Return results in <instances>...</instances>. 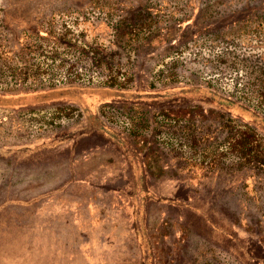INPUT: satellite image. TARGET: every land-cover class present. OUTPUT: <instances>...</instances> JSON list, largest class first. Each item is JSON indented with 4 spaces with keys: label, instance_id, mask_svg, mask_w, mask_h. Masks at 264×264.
Returning a JSON list of instances; mask_svg holds the SVG:
<instances>
[{
    "label": "rangeland",
    "instance_id": "374dc122",
    "mask_svg": "<svg viewBox=\"0 0 264 264\" xmlns=\"http://www.w3.org/2000/svg\"><path fill=\"white\" fill-rule=\"evenodd\" d=\"M0 94V264H264V0H0Z\"/></svg>",
    "mask_w": 264,
    "mask_h": 264
},
{
    "label": "trees",
    "instance_id": "16d2710c",
    "mask_svg": "<svg viewBox=\"0 0 264 264\" xmlns=\"http://www.w3.org/2000/svg\"><path fill=\"white\" fill-rule=\"evenodd\" d=\"M103 26H105V28L108 30V26L107 24H104ZM70 90H78V91H97L96 93H75L76 98H70L67 99L70 101V104H72L73 110L76 109H80V111L82 112V114L86 117V119L89 121L90 127H91V131H96L98 133H100L103 136H106L109 140V142H113L114 144H116L119 148H121L123 150H125V145L128 146V148L130 150H132L135 153H139V150H137V147L135 145H133L131 142H129L128 140L124 139L122 136H119L115 133L114 129L111 128L110 126H108L100 117V112L99 110L104 108V107H108L111 104L120 102V98L119 97H115V96H107L106 91L110 90L113 92H118L119 90L117 89H113L111 87V83L109 84L108 82L103 83L102 86H78V85H69L67 87H64ZM55 92L57 91L56 89L54 90H49V92ZM163 91H152L150 93H146L147 96H154L156 93H162ZM38 94H42V93H20V94H12L10 96H8L5 99H10L11 102H9V105L11 106L10 108L12 109H22V108H33L36 106H40L41 105V101H45L40 99L38 96ZM1 95V94H0ZM67 96H62L61 98H59V100L61 102H64L63 100H66ZM1 98H4L1 96ZM63 98V99H62ZM15 100V103H14ZM36 100V101H35ZM57 100V99H56ZM74 106H78V108L74 107ZM83 133H80L78 135H74V137L71 139L72 141V145L69 149V156L70 159L73 158L75 151L77 150V147L79 145V141L80 138L82 137ZM41 151V150H40ZM39 151V152H40ZM39 159L44 158L41 154V156H38ZM7 165L11 164V166L14 164L13 161L11 160H7ZM18 165V164H17ZM141 167L146 166V168H148V164L145 163L144 161L141 160L140 163ZM143 165V166H142ZM19 166L24 167L23 164H19ZM136 167V166H135ZM23 182V180L21 181ZM140 185H142V180L140 179ZM204 221L208 224L211 223V219H209L208 217L204 216Z\"/></svg>",
    "mask_w": 264,
    "mask_h": 264
},
{
    "label": "crops",
    "instance_id": "0c3cea01",
    "mask_svg": "<svg viewBox=\"0 0 264 264\" xmlns=\"http://www.w3.org/2000/svg\"><path fill=\"white\" fill-rule=\"evenodd\" d=\"M38 147L37 148H41L42 146H39L38 144H36ZM67 145H68V147H66L67 149H68V151H67V156H68V162H69V164H68V166L70 167L71 165H73L72 163H73V158L72 159H70V156H69V149H70V147H71V145H72V141H69L68 143H67ZM25 147H30V145H27V146H25ZM41 149H43V150H47V149H52V150H54L53 151V153L56 151V153L59 151V150H62V149H64V148H59L58 146L56 147V146H44V147H42ZM40 151V150H39ZM38 151V152H39ZM66 151V150H65ZM55 154V153H54ZM75 154H76V151H75ZM141 175H140V173L139 172H137L136 173V177H137V184L139 185L140 184V179H141V177H140Z\"/></svg>",
    "mask_w": 264,
    "mask_h": 264
}]
</instances>
